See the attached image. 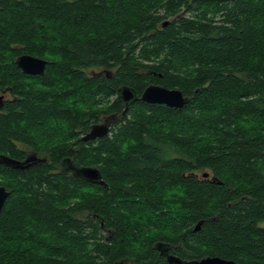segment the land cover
<instances>
[{
    "label": "trees",
    "instance_id": "16d2710c",
    "mask_svg": "<svg viewBox=\"0 0 264 264\" xmlns=\"http://www.w3.org/2000/svg\"><path fill=\"white\" fill-rule=\"evenodd\" d=\"M150 85L189 103L125 111ZM0 92V264H264V0H0Z\"/></svg>",
    "mask_w": 264,
    "mask_h": 264
},
{
    "label": "water",
    "instance_id": "95a60500",
    "mask_svg": "<svg viewBox=\"0 0 264 264\" xmlns=\"http://www.w3.org/2000/svg\"><path fill=\"white\" fill-rule=\"evenodd\" d=\"M167 24V23H166ZM165 24V25H166ZM16 66L26 75L30 76H44L49 61L34 57L28 54L19 56L16 60ZM119 96L126 103V109L129 105H132L138 101L152 104V105H165L169 108L182 109L188 103L189 100L183 93L178 89H167L158 85H150L143 92L142 96L137 97L136 93L129 88H123L119 91ZM3 97H0V106L2 105ZM125 113V112H124ZM123 113V115H124ZM119 117L117 115H111L104 117L101 123L95 124L91 127V130L82 137V142L96 141L98 139H106L114 123H117ZM33 159H28L24 163H19L10 159L5 158L4 162L8 165L14 166L19 169H27L30 167ZM70 162V161H69ZM72 164V170L75 172L74 175L82 178L93 184L104 185L100 171L93 167H80ZM69 164V165H70ZM208 177V174L204 175ZM10 197V192L4 186H0V215L2 214L7 200ZM200 229V225L197 226L196 231ZM160 255L164 257L169 264H239L231 260H226L220 257H206L200 260L194 261H183L180 258L171 255L168 245L158 244L157 246ZM119 264H128L121 262Z\"/></svg>",
    "mask_w": 264,
    "mask_h": 264
},
{
    "label": "flooded vegetation",
    "instance_id": "af4514ba",
    "mask_svg": "<svg viewBox=\"0 0 264 264\" xmlns=\"http://www.w3.org/2000/svg\"><path fill=\"white\" fill-rule=\"evenodd\" d=\"M0 97H3V100H2V105L0 106V113H2L3 112V110H4V108H5V103L6 102H8L9 100H11L12 98H11V94H10V92H7V93H4V92H0ZM125 103V102H124ZM125 107H126V103H125ZM20 147L22 148V149H24V150H26V151H28L29 152V149L27 148V146H25V145H20ZM72 150V149H71ZM27 159H34V160H36V159H39L38 157H37V155H35L33 158H31L30 157V154L28 155V157L26 158V160ZM71 162H69V164H70ZM72 164H70V165H68V167L66 168V170H65V172L66 173H68V174H74L75 172L72 170ZM57 172H59L58 170H57ZM103 186H106V182H104V185Z\"/></svg>",
    "mask_w": 264,
    "mask_h": 264
},
{
    "label": "rangeland",
    "instance_id": "374dc122",
    "mask_svg": "<svg viewBox=\"0 0 264 264\" xmlns=\"http://www.w3.org/2000/svg\"><path fill=\"white\" fill-rule=\"evenodd\" d=\"M40 156H41V158L44 157V155H40Z\"/></svg>",
    "mask_w": 264,
    "mask_h": 264
}]
</instances>
